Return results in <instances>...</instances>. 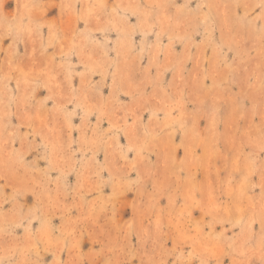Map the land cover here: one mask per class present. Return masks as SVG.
I'll list each match as a JSON object with an SVG mask.
<instances>
[{
	"label": "rangeland",
	"instance_id": "obj_1",
	"mask_svg": "<svg viewBox=\"0 0 264 264\" xmlns=\"http://www.w3.org/2000/svg\"><path fill=\"white\" fill-rule=\"evenodd\" d=\"M0 264H264V0H0Z\"/></svg>",
	"mask_w": 264,
	"mask_h": 264
}]
</instances>
